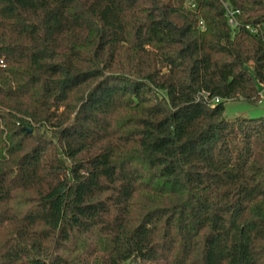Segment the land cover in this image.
Masks as SVG:
<instances>
[{"label":"trees","instance_id":"trees-1","mask_svg":"<svg viewBox=\"0 0 264 264\" xmlns=\"http://www.w3.org/2000/svg\"><path fill=\"white\" fill-rule=\"evenodd\" d=\"M262 85L264 0H0V264H264Z\"/></svg>","mask_w":264,"mask_h":264},{"label":"rangeland","instance_id":"rangeland-1","mask_svg":"<svg viewBox=\"0 0 264 264\" xmlns=\"http://www.w3.org/2000/svg\"><path fill=\"white\" fill-rule=\"evenodd\" d=\"M260 99L252 104L241 99L226 100L223 103V117L233 119L234 117H257L264 115V85L258 86Z\"/></svg>","mask_w":264,"mask_h":264},{"label":"built area","instance_id":"built-area-1","mask_svg":"<svg viewBox=\"0 0 264 264\" xmlns=\"http://www.w3.org/2000/svg\"><path fill=\"white\" fill-rule=\"evenodd\" d=\"M231 16H232V14H230V16H229L230 17L229 18V23H230V25H233V20H232V17Z\"/></svg>","mask_w":264,"mask_h":264},{"label":"water","instance_id":"water-1","mask_svg":"<svg viewBox=\"0 0 264 264\" xmlns=\"http://www.w3.org/2000/svg\"><path fill=\"white\" fill-rule=\"evenodd\" d=\"M28 131H30V129H27Z\"/></svg>","mask_w":264,"mask_h":264}]
</instances>
